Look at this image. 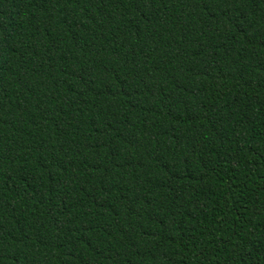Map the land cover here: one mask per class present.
<instances>
[{
    "label": "trees",
    "instance_id": "16d2710c",
    "mask_svg": "<svg viewBox=\"0 0 264 264\" xmlns=\"http://www.w3.org/2000/svg\"><path fill=\"white\" fill-rule=\"evenodd\" d=\"M0 264H264V0H0Z\"/></svg>",
    "mask_w": 264,
    "mask_h": 264
}]
</instances>
